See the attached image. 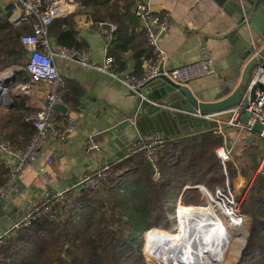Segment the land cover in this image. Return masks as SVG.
Listing matches in <instances>:
<instances>
[{
    "label": "trees",
    "instance_id": "16d2710c",
    "mask_svg": "<svg viewBox=\"0 0 264 264\" xmlns=\"http://www.w3.org/2000/svg\"><path fill=\"white\" fill-rule=\"evenodd\" d=\"M134 1L80 0L79 8L52 21L47 36L69 48L82 49L83 43L76 37L77 17H83L91 27H97L98 22L114 23L116 30L107 49L113 57L112 67L124 68L126 60L117 52L128 48V33L139 25L138 17L131 12ZM10 15L11 9L0 7V71L24 66L28 56L20 38L31 32V22L14 25ZM144 33L142 30L138 43L147 44ZM66 84L67 81L59 91L60 97L68 108H73L82 90L72 86L68 95ZM23 104L21 98L0 113V142L15 152H23L35 133L33 120L25 119L22 112ZM57 117L60 123L62 115ZM56 129L62 128L57 125ZM222 142L218 128L165 138L156 154L160 172L157 179L152 177V163L141 152L109 165L100 187L72 188L53 203L50 213L7 231L0 245V264H145L142 244L147 230H169L158 226L169 225L163 223L166 212L173 213L178 201L184 206H206L201 204L196 185L211 192L223 188L225 175L214 153ZM252 161V167L245 172L250 185L241 208L253 223L241 259L251 256L256 262L251 264H264V177L251 179L256 164ZM228 172L230 178L235 170ZM9 175L8 166L0 159V188L8 182Z\"/></svg>",
    "mask_w": 264,
    "mask_h": 264
},
{
    "label": "crops",
    "instance_id": "0c3cea01",
    "mask_svg": "<svg viewBox=\"0 0 264 264\" xmlns=\"http://www.w3.org/2000/svg\"><path fill=\"white\" fill-rule=\"evenodd\" d=\"M135 1L131 7L133 14ZM149 6L153 15L168 22L167 29L159 36V45L165 53L162 62L164 69L197 61L203 50H206L215 60L214 73L194 79L185 85L200 101H204L203 94L211 98L210 92H218L219 87L223 85V77L230 71L229 64L226 63V55L230 46L228 37L234 28L231 17L216 0H149ZM77 8L69 7L60 17L69 15ZM11 12H13L12 9ZM138 23V27L128 33L127 39L130 38L128 48L117 52L123 60H126L125 67L121 68L117 65L111 67L118 74L126 73L135 79H141L147 64L154 60L152 49L147 45L148 42L147 44L138 43L142 30L146 33L145 22L139 19ZM76 24V37L83 43L82 49L88 50L91 62L102 64L106 56L112 57L107 49L111 37H107L105 30L91 27L83 17H77ZM48 40L53 49L62 46L54 38H48ZM55 63L64 83L67 81V94L70 95L72 86H78L82 90V95L75 100L77 104L73 108L65 105L67 107L65 113L55 110L57 116L62 115L59 125L62 129L55 128L49 133L37 160L24 167L17 177L19 184L10 187L14 192L8 194L9 198L6 193L3 198L0 209L9 212L5 216L0 214V233L17 215V210L22 205L24 210L26 204L38 197L41 190L47 187L70 188L83 174L98 169L103 158L117 153L120 150L119 145L124 146L121 137L125 138L126 135L122 132L140 113L138 95L126 88L119 79L98 70L83 67L77 61L56 59ZM14 67H18V70L15 69L13 76L10 75V78L6 79L11 85L7 86L6 94L0 95V113L11 109L14 102L22 98L24 102L22 112L25 119L33 120L36 111L46 103L45 94L48 87L43 83L30 84L22 66ZM1 72L3 73L4 70ZM7 73L11 74L10 71ZM7 73L1 74L0 80H4L3 76ZM238 82L239 78L231 91L220 99L229 96ZM21 83H26L28 86L21 89L19 86ZM13 93L17 97L13 96ZM10 103L11 107L8 106ZM67 120L73 123V129L61 137L58 134L64 129ZM222 124L221 121L218 123V129L223 135L221 144H224L231 141L228 132L233 129L223 127ZM88 138L98 143L99 151L89 150L85 146L84 141ZM254 139L257 140L256 137L253 138V134H247L245 139L241 140L250 143ZM20 188L24 189L19 195L17 191Z\"/></svg>",
    "mask_w": 264,
    "mask_h": 264
},
{
    "label": "built area",
    "instance_id": "2783aa9c",
    "mask_svg": "<svg viewBox=\"0 0 264 264\" xmlns=\"http://www.w3.org/2000/svg\"><path fill=\"white\" fill-rule=\"evenodd\" d=\"M8 3H13V12H11L9 18L12 24L19 25L21 23H30L34 20L31 23V32L23 34L20 38L28 54L27 61L25 65L22 66V70L28 77V82L30 84L43 83L48 87V91L45 94L46 103L35 113L33 119L35 133L27 148L23 152H15L6 144L0 142V159L8 166L10 172L8 182L5 186L0 188V205L2 204V200L8 188L18 177V174L26 165L33 164L37 160L45 139L57 125H60L53 105L56 103L64 104L59 92L60 89L64 87V80L58 72L55 63L56 59L77 61L83 67L92 68L109 74L119 79L126 88L132 91H135L136 88L143 85L146 81L161 75L167 76L171 81L177 84L186 85L194 79L215 72V60L206 50L202 51V55L197 61L179 65L171 69L163 68L162 71H159L158 67L162 64L165 57V53L159 45V36L167 29L168 22L165 19L153 15L150 10L149 0H137L133 8L134 14L145 22L147 42L154 55V60L147 64L141 79H135L126 73L118 74L112 70L113 59L110 56H106L102 64H96L90 61L86 48L73 49L63 45L54 49L51 47L47 36L49 25L55 18L65 14L69 7H79L80 0H0V7L4 8ZM97 28L105 30L107 32V37L110 38L112 33L116 30V25L114 23L106 24L104 22H98ZM17 68L18 67L13 68V66H11L5 69L3 73L0 71V75L10 71V75L13 76ZM120 76H123V78ZM19 86L21 89H25L28 85L26 83H21ZM244 112L250 113L246 124L241 122V117ZM202 117L214 119L217 123L221 121L226 127L232 128L237 132V136L234 140L221 144L214 150L224 170L225 164L230 160L236 138L243 132H247L249 135L253 134V126L258 124L260 130L255 134V137L263 145V153L254 170L253 177H264V57L259 60L257 66L254 68L238 105L224 112L207 113L202 115ZM220 117H224L225 119L221 120L219 119ZM72 129L73 123L67 120L64 129L58 135L63 137L66 133L71 132ZM164 139L165 138L159 134H151L141 138L132 148L131 154L141 152L144 158L152 163L153 179H157L160 176L155 160L159 148L163 146ZM84 144L89 150H100L98 143L91 138L84 141ZM108 172L109 166L98 168L93 172H87L79 178L76 184L79 185V188H98L103 184ZM196 186L203 194L205 193L207 197H211L205 187ZM72 188L73 186L67 189L47 187L41 190L38 197L26 204L22 219L16 224L17 227L27 226L41 214L50 213L53 203L60 201ZM217 192L220 193L219 191ZM210 202L217 203L218 201L211 198ZM210 202H208L207 205H209ZM178 203L180 202L178 201ZM218 205L222 206L221 203ZM223 206L226 207L225 204ZM232 216L241 220L240 213L239 215H235L232 212ZM5 233L4 231L0 233V243Z\"/></svg>",
    "mask_w": 264,
    "mask_h": 264
},
{
    "label": "water",
    "instance_id": "95a60500",
    "mask_svg": "<svg viewBox=\"0 0 264 264\" xmlns=\"http://www.w3.org/2000/svg\"><path fill=\"white\" fill-rule=\"evenodd\" d=\"M216 2L231 17L234 25L228 37L230 46L226 55V63L229 64L230 71L223 77V85L219 87L218 92H210L211 98L203 94L204 101H200L187 86L177 84L165 75L146 81L134 91V94L138 95L140 113L122 132L126 135L125 138L121 137L124 146L119 145L120 150L117 153L103 158L99 168L109 166L131 155L133 145L151 134H159L163 138H175L201 128L204 130L218 128V123L214 119H206L202 115L224 112L240 103L254 68L264 57V0H216ZM12 8L13 3H8L6 9ZM158 68L162 71L163 64H160ZM120 77L123 78V76ZM237 78L239 82L234 91L229 96L220 99L231 91ZM3 91L4 89L0 91V95ZM13 96L17 97L14 93ZM206 100L218 101L207 102ZM8 106L11 107L12 104ZM53 109L65 113L67 107L56 103ZM249 116L250 113L244 112L241 122L246 124ZM259 130L260 126L255 124L253 138ZM76 183L77 181L73 185L74 189L79 188ZM16 184H19L17 178L11 186H16ZM10 187L7 195L14 192ZM23 189L20 188L17 191L19 195ZM8 212V210L0 209V214L3 216ZM22 216L23 205L17 210L14 219H11L8 226L2 230L7 232L17 228L16 224L21 221Z\"/></svg>",
    "mask_w": 264,
    "mask_h": 264
},
{
    "label": "bare ground",
    "instance_id": "6f19581e",
    "mask_svg": "<svg viewBox=\"0 0 264 264\" xmlns=\"http://www.w3.org/2000/svg\"><path fill=\"white\" fill-rule=\"evenodd\" d=\"M3 77L4 80H0V91L4 89L3 94H6L8 81L6 79L10 78V74L7 73ZM177 205L178 224L174 227V231L152 230L149 238L151 257L157 260L164 255L166 249L168 253L164 264H223L231 256L229 253L231 248L228 250L225 248L222 252L214 251L216 243L221 249L227 244H237L238 247L233 248L235 254L239 252L244 240L232 241V238L241 232V220L232 216L230 210L226 211L219 205L222 216L230 217V223L226 225L212 215L205 206H183L181 203ZM235 254H232V257Z\"/></svg>",
    "mask_w": 264,
    "mask_h": 264
},
{
    "label": "rangeland",
    "instance_id": "374dc122",
    "mask_svg": "<svg viewBox=\"0 0 264 264\" xmlns=\"http://www.w3.org/2000/svg\"><path fill=\"white\" fill-rule=\"evenodd\" d=\"M8 85H11V84L7 83V86ZM236 133L237 132L234 129L229 130L228 134L231 136L229 138L231 139V141L234 140L235 137L237 136ZM246 135H247V132H243L236 138L233 151L231 152V155H230V160L228 161V163L225 164V170L222 166L223 173L225 175V179L223 182V188L217 187L215 191H212V192L211 190L205 188L208 191V193L211 195V197H207V195L205 193L203 194V192L198 188L201 193V199L203 201V203L201 204H205L206 205L205 207L207 208V210L212 215L220 219V221H223L226 225L230 223V217L222 216V209L219 207L218 205L219 203H221L222 206L224 204L226 205V207L223 206L226 211L230 210L231 212L232 210L233 214L239 215L240 213L241 215V221H240L241 232H239L238 235H234L232 238V241H236L238 239H243L245 241L242 247H240L239 252L235 254L236 251L233 247H238V245L234 243L227 244V246L222 249L219 248L218 243H216L214 246V249L212 248L214 251H218V252L220 251L222 252V250L225 248L226 250L231 248L229 252L231 253V256L229 257V259L225 260L223 264L256 263L255 261L252 260L251 256L245 259H241L242 255L245 253V250L247 247V240L249 238L250 230H251L252 223H253L251 218L242 211L241 200L244 198V193L247 191V188L250 185V182L248 181V177H247L248 175H246L245 172H248V168L252 167L251 165L252 160H253L252 164L254 163V161H256L255 168L257 167V164L263 153V145L261 144V142H259L256 139H254V143L252 144L247 143L246 141L242 142L243 140L241 139L242 138L245 139ZM232 169H234L235 172L229 178V176H227L229 174L228 171ZM253 174H254V171L250 174L251 179L253 178ZM199 186L202 187L203 185H199ZM217 191H219L220 193H218ZM211 198L214 199L215 201H218L219 203L217 202L218 204H215V202L214 203L210 202ZM208 202H210L209 205H207ZM177 204L178 202H176L174 205L173 213L166 212L167 217H165V220L163 223H167L169 225L166 226V225L161 224L158 227H164V228L169 229L168 231H174V227L178 224L177 223L178 222L177 210H176L178 206ZM191 206L195 207V205H191ZM220 217H222V219ZM157 229H161V228H157ZM157 229H152V230L154 231ZM149 230H147L143 235L142 251L144 253V263L145 264H164L166 263L165 260L167 258L166 255L168 253L166 249H165L164 255L160 256L157 260L151 257L150 255L149 238L153 231L152 230L149 231ZM232 254H235V255L232 257ZM167 262L169 261L167 260Z\"/></svg>",
    "mask_w": 264,
    "mask_h": 264
}]
</instances>
